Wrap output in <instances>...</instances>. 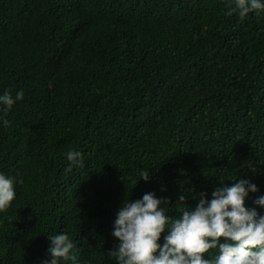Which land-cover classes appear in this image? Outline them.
Masks as SVG:
<instances>
[{"label": "trees", "instance_id": "16d2710c", "mask_svg": "<svg viewBox=\"0 0 264 264\" xmlns=\"http://www.w3.org/2000/svg\"><path fill=\"white\" fill-rule=\"evenodd\" d=\"M227 8L0 0V92L24 93L0 112V171L19 181L0 212V264H40L47 235L61 231L79 264H115L106 254L115 212L149 191L175 218L218 178H245L258 187L245 201L255 207L264 193V11L240 19ZM70 148L82 156L68 171Z\"/></svg>", "mask_w": 264, "mask_h": 264}, {"label": "clouds", "instance_id": "9594fccd", "mask_svg": "<svg viewBox=\"0 0 264 264\" xmlns=\"http://www.w3.org/2000/svg\"><path fill=\"white\" fill-rule=\"evenodd\" d=\"M227 11L243 19L249 13L264 11V0H228ZM23 95V89L14 96L4 89L0 92V112L10 110ZM0 123L7 126L8 121ZM64 155L68 171L81 163L79 150L70 148ZM139 178L148 180L149 173L141 172ZM218 180L210 195L201 191L195 205L181 207L175 218L166 215L162 206L167 198L152 191L135 200L126 198L112 221L111 235L116 242L107 250L108 258H114L115 264H264V193L252 200L255 207L246 206L249 193L258 192L255 183L245 178L230 179L235 180L231 184ZM16 183L19 181L14 176L0 171V212L13 201ZM178 199L183 201L185 196ZM165 229L162 242H158ZM47 238L48 258L40 264H79L73 251L75 242L66 232Z\"/></svg>", "mask_w": 264, "mask_h": 264}]
</instances>
